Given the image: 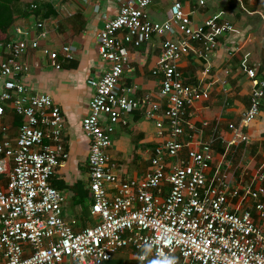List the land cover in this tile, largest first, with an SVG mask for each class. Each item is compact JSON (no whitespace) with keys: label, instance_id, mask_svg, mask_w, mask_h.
Listing matches in <instances>:
<instances>
[{"label":"built area","instance_id":"built-area-1","mask_svg":"<svg viewBox=\"0 0 264 264\" xmlns=\"http://www.w3.org/2000/svg\"><path fill=\"white\" fill-rule=\"evenodd\" d=\"M120 1L118 15L106 21L98 36L99 54L108 67L102 78L89 81L95 94L82 121L90 138L96 220L90 228L78 231V223L65 218L66 198L51 184L61 161L68 158L63 112L49 95L29 96L18 80L29 72L22 56L29 48H40L39 41L13 40L1 46L9 56L0 64V118L4 104L12 103L23 125L15 143L0 142V173L12 163L9 183L0 189V264H106L125 250L156 264H264V165L254 177L256 188L234 187L228 172L209 177L215 159L209 143L195 142L191 135L188 142L179 140L187 128L195 129L186 121L187 110L210 96L208 89L185 84L179 62L194 52L195 44L204 48L200 55H210L220 38L236 33V28L219 15L196 25L181 0H173L171 17L164 22L149 16L153 0ZM199 3L204 6L206 0ZM154 38H163L161 65L153 75L160 77L165 103L152 94L137 97L132 88L121 86L130 66L129 46L138 48ZM42 50L57 64L58 53ZM63 52L72 57L74 51L64 47ZM245 71L253 83L242 118L248 125L260 115L264 80L257 67ZM141 109L158 129L168 122L171 137L156 150L150 174L141 181H120L107 150L117 125H127L126 116ZM230 129L237 139L249 141L234 125ZM6 133L7 128L0 127V136ZM195 143L201 148L193 147ZM107 184L114 186L113 196Z\"/></svg>","mask_w":264,"mask_h":264},{"label":"crops","instance_id":"crops-1","mask_svg":"<svg viewBox=\"0 0 264 264\" xmlns=\"http://www.w3.org/2000/svg\"><path fill=\"white\" fill-rule=\"evenodd\" d=\"M181 1L185 11L193 13L196 25L219 15L237 32L220 38L219 47L210 55H200L204 48L195 44L194 52L179 62L185 84L208 89L210 93L208 99L187 110L186 121L195 129L187 128L179 140L188 142L191 135V140L213 147L215 159L209 177L228 172L234 187L240 184L246 189L253 184L256 188L259 184L254 182V177L264 165V98L257 120L246 125L242 118L249 108L253 87L245 67H257L258 77L264 80V0H206L204 6H200L199 0ZM172 3L173 0H153L149 16L156 22L170 19ZM120 7V0H0V64L9 56L2 45L13 40L39 41L40 48H29L22 56L21 61L29 67V72L18 80L25 84L29 96L49 95L63 112L62 139L68 158L61 161L51 184L65 196L64 216L78 223V231L96 224L90 191V138L82 129L95 94L89 81L102 78L108 67L99 54L98 36L106 21L118 15ZM162 41L163 38H154L138 48L129 46L130 66L121 86L132 88L137 97L152 94L165 103L160 95V77L153 75L161 65ZM64 47L73 49L72 57L63 52ZM43 48L58 53L60 68L43 53ZM4 107L0 127L7 128V133L0 136V142L15 143L23 118L12 103L7 102ZM126 119L127 125L119 124L114 130L112 146L107 151L117 165L120 181H141L152 172L156 150L171 137L169 123L165 121L163 129H158L142 109ZM230 125L249 141L237 139ZM193 147L199 149L201 145L195 143ZM166 161L172 162L168 158ZM11 169L12 163L8 162L7 171L0 173V189L7 187ZM107 189L110 196L116 192L112 184H107ZM85 207L90 209V217L85 214ZM68 209L73 215L65 214Z\"/></svg>","mask_w":264,"mask_h":264},{"label":"rangeland","instance_id":"rangeland-1","mask_svg":"<svg viewBox=\"0 0 264 264\" xmlns=\"http://www.w3.org/2000/svg\"><path fill=\"white\" fill-rule=\"evenodd\" d=\"M84 212L88 217H90V209L89 208L85 207ZM65 214L67 216L73 215V212L68 209L67 211H65ZM115 261L113 263L111 262L109 264H155L154 261H147V262L139 261L136 253H134L132 251H128V253H126V254H125V252L120 253L117 256V259Z\"/></svg>","mask_w":264,"mask_h":264},{"label":"trees","instance_id":"trees-1","mask_svg":"<svg viewBox=\"0 0 264 264\" xmlns=\"http://www.w3.org/2000/svg\"><path fill=\"white\" fill-rule=\"evenodd\" d=\"M121 252H123V251H121ZM117 259V256H115V258L112 260V261H110V262H108V263H106V264H109V263H113L115 260ZM118 261V260H117ZM147 261H154V259H152V258H149L148 260H146V262ZM116 262V261H115ZM154 263L156 264V262L154 261Z\"/></svg>","mask_w":264,"mask_h":264},{"label":"clouds","instance_id":"clouds-1","mask_svg":"<svg viewBox=\"0 0 264 264\" xmlns=\"http://www.w3.org/2000/svg\"><path fill=\"white\" fill-rule=\"evenodd\" d=\"M172 264H175V260L172 262Z\"/></svg>","mask_w":264,"mask_h":264}]
</instances>
